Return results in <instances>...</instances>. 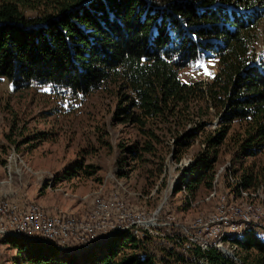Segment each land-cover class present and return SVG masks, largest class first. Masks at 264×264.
<instances>
[{
  "label": "trees",
  "instance_id": "trees-1",
  "mask_svg": "<svg viewBox=\"0 0 264 264\" xmlns=\"http://www.w3.org/2000/svg\"><path fill=\"white\" fill-rule=\"evenodd\" d=\"M263 22L264 0H0V80L17 89L48 86L60 98L111 92L115 117L140 133L122 146L127 158L158 164L147 170L148 183L161 171L167 138L179 162L200 137L203 147L175 187L185 191L187 209L200 189L210 190L231 131L234 160L255 161L264 150V52L256 50ZM211 58L217 70L208 81L180 79L181 69ZM80 168H66L64 177ZM234 172L227 188L235 196L264 186L256 163ZM0 243L16 251L15 264H197L129 229L79 252L33 238ZM231 245L244 264H264V242L251 232ZM199 255L234 264L215 250Z\"/></svg>",
  "mask_w": 264,
  "mask_h": 264
},
{
  "label": "rangeland",
  "instance_id": "rangeland-1",
  "mask_svg": "<svg viewBox=\"0 0 264 264\" xmlns=\"http://www.w3.org/2000/svg\"><path fill=\"white\" fill-rule=\"evenodd\" d=\"M256 48L259 55L264 52V22L258 28ZM216 70V60L211 58L181 69L179 77L185 82L208 81ZM49 89L35 84L17 89L6 79L0 80V199L31 202L50 213L72 216L75 224H83L97 207V200H108L116 194L121 207L143 215L156 216L164 208L167 223L178 224L190 231L191 236L199 233L196 225L228 215L222 212V203L233 213H255L264 220L263 185L258 186L256 198L246 196L248 192L235 196L227 188L230 176L238 174L233 173L234 169L240 171V167L253 163L258 164V170L264 169V150L255 161L251 157L234 160L231 131L220 149L210 190L200 189V196L190 200L186 209L183 204L186 193L175 192V187L182 170L189 168L203 147L200 137L179 162L175 161L171 140L167 138L160 149L161 171L148 183L147 170L157 172L158 164L151 160L146 166L134 165L127 158L122 146L140 140V133L115 117L117 102L111 92L100 89L74 99L60 98L55 90L51 94ZM216 122L214 117L213 127ZM124 157L126 161L120 166ZM77 164L81 167L78 175L64 177L65 169ZM258 226V232H264L263 225ZM123 229L128 228L111 230L101 241ZM221 232V227H213L212 235L219 238ZM89 237V242L100 241V234ZM223 247L229 249L224 244ZM59 249L74 250L62 246ZM79 251L82 250L74 252ZM234 256L239 258L235 253ZM14 257L16 251L0 243V264H15Z\"/></svg>",
  "mask_w": 264,
  "mask_h": 264
},
{
  "label": "built area",
  "instance_id": "built-area-1",
  "mask_svg": "<svg viewBox=\"0 0 264 264\" xmlns=\"http://www.w3.org/2000/svg\"><path fill=\"white\" fill-rule=\"evenodd\" d=\"M221 210L228 212V219H212L196 225L199 236H190L187 229L178 224L167 223L164 208L156 216L143 215L132 208L121 207L116 194L111 195L108 200H97V207L87 215L85 224H75L66 216L40 212L33 209L31 202L5 198L0 199V233L17 232L30 237H41L62 247L81 250L83 246L93 243L89 242V234H100L101 241L111 230L128 228L139 234L144 233L153 242L157 241L155 243L162 252L172 250L197 264H209L208 259L199 254H205L209 250L221 253L218 249H210L213 227L234 230L235 227L246 226V222L264 225L261 215L233 213L232 209L224 208L223 203ZM155 243H152V247L158 249ZM221 254L227 258V254Z\"/></svg>",
  "mask_w": 264,
  "mask_h": 264
},
{
  "label": "bare ground",
  "instance_id": "bare-ground-1",
  "mask_svg": "<svg viewBox=\"0 0 264 264\" xmlns=\"http://www.w3.org/2000/svg\"><path fill=\"white\" fill-rule=\"evenodd\" d=\"M244 192H247V191H242L241 193L243 194ZM256 193L257 192H254V193H251V192L249 193L248 192L246 194V196H249V198H251L252 196H253V198H256L257 197ZM35 205H33V209H36V210H38L40 212L49 213L50 215L59 216V214H57V213L56 214L50 213V212L44 210L43 208L35 206ZM61 216H62V214H61ZM63 216H66V218H68V220H70L71 222H74L73 218L71 219L72 216L71 217H69L67 215H63ZM222 219H228V215L223 216ZM83 224H85V223H83ZM258 227L259 226H258V224H256V222H246V226L235 227L234 230H223V232H221V235H220L219 238L212 235V239H211V242H210V249H218L221 253L227 254V258L232 260L233 262L238 263V264H244L239 258L234 256V253H233L234 248L232 247L231 243H232V241L244 236L248 232H251L253 235H255L257 238H260L264 242V234H262V235L258 234V229H259ZM261 228L264 231V225ZM214 234L216 235L215 232H214ZM190 236H191V234H190ZM193 236H199V233L195 234ZM3 237L33 238V239H38V240H42V241H45V242H51V243L57 244L55 242H52L49 239H42L41 237H30L28 235H24V234L17 233V232H2V233H0V239L3 238ZM215 238L216 239L218 238V242H216ZM213 240H215V241H213ZM221 241L229 249L224 248L223 244L221 243ZM231 249H233V250H231Z\"/></svg>",
  "mask_w": 264,
  "mask_h": 264
}]
</instances>
